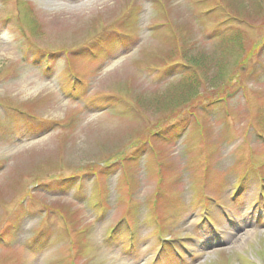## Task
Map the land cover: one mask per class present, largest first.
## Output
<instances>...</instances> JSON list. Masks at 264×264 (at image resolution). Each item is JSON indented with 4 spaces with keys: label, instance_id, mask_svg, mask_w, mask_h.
Here are the masks:
<instances>
[{
    "label": "rangeland",
    "instance_id": "374dc122",
    "mask_svg": "<svg viewBox=\"0 0 264 264\" xmlns=\"http://www.w3.org/2000/svg\"><path fill=\"white\" fill-rule=\"evenodd\" d=\"M263 176L264 0H0V264H264Z\"/></svg>",
    "mask_w": 264,
    "mask_h": 264
},
{
    "label": "trees",
    "instance_id": "16d2710c",
    "mask_svg": "<svg viewBox=\"0 0 264 264\" xmlns=\"http://www.w3.org/2000/svg\"><path fill=\"white\" fill-rule=\"evenodd\" d=\"M113 31H114V29L113 30L112 29L105 30L104 34H106L108 32L106 34V35H108L110 32H113ZM98 41H100V40H98ZM241 47H243V46H241ZM230 59L231 58L229 57V60ZM215 60H216V57L206 58L207 66H209ZM195 64H197L198 66L204 67L201 62H196ZM207 75L208 74H206V75L199 74V73H197V71L195 69H193L189 73L190 77H189V80H188V84L186 86L187 90L189 92H191V93L195 92L199 87H201V86H199L200 82H207L208 84L213 85L214 82L217 80V78L214 79V80L211 77H208L207 79H205L207 77ZM182 126H183V124H179V123L172 124V125L168 126V130L164 132V135L167 136V134H171L172 136H174L176 132L181 130ZM159 135L161 136V134H159ZM112 165H113L112 163L109 164L108 162H106L104 164V167L106 169H108V168H111ZM72 184H73V180L71 178H68V179H64L62 182L60 181L58 183H55V186L59 187V188H64V189H62L63 191H68L71 188Z\"/></svg>",
    "mask_w": 264,
    "mask_h": 264
}]
</instances>
